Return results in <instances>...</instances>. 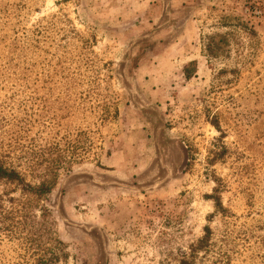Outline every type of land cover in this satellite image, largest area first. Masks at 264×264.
<instances>
[{
  "label": "rangeland",
  "instance_id": "374dc122",
  "mask_svg": "<svg viewBox=\"0 0 264 264\" xmlns=\"http://www.w3.org/2000/svg\"><path fill=\"white\" fill-rule=\"evenodd\" d=\"M0 165V264H264V0H0Z\"/></svg>",
  "mask_w": 264,
  "mask_h": 264
},
{
  "label": "trees",
  "instance_id": "16d2710c",
  "mask_svg": "<svg viewBox=\"0 0 264 264\" xmlns=\"http://www.w3.org/2000/svg\"><path fill=\"white\" fill-rule=\"evenodd\" d=\"M21 180L19 174L14 169H6L0 165V182H15L19 183L18 181ZM51 187L47 186V182H43L39 188H37L35 193L37 194H44L48 193ZM33 190V189H32ZM216 206L219 208L221 207L220 202L218 199H215ZM206 235L203 237L195 246L192 247L190 255L186 256L182 261L181 264H195L196 259L201 252H209L213 248L211 245V237L212 232L210 229H206ZM38 264H44V262L39 261Z\"/></svg>",
  "mask_w": 264,
  "mask_h": 264
}]
</instances>
